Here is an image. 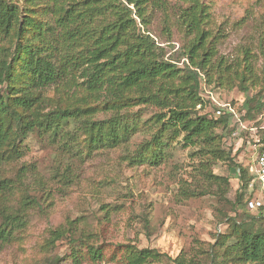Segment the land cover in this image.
Here are the masks:
<instances>
[{
    "label": "trees",
    "instance_id": "1",
    "mask_svg": "<svg viewBox=\"0 0 264 264\" xmlns=\"http://www.w3.org/2000/svg\"><path fill=\"white\" fill-rule=\"evenodd\" d=\"M179 1L183 6L171 13L167 0H25V4L0 0V160L22 157L21 140L34 131L73 155L82 153L78 130L86 135L88 152L99 146L116 147L135 130L128 122V111L121 110L151 104L162 110L151 118L158 127L149 141L139 145L134 161L163 163L169 142L181 137L185 144L204 150L208 159L203 169L217 160L233 162L217 132L228 126L232 114L217 117L198 112L197 107L205 103L201 80L212 82L214 78L220 86H239L247 92L254 84L252 68L246 60L233 66L218 55L220 34L210 28L204 2ZM35 6L43 7L50 21L38 20ZM156 11L162 12L168 31L175 25L187 39L181 66L166 58L164 47L147 28ZM51 87L66 92L65 104L56 102L50 107L53 98L46 90ZM100 109L112 115L96 119ZM72 124L78 127L68 129ZM237 166L241 191L235 207L243 203L251 181L246 169ZM207 175L218 185L229 182L228 177L209 169ZM8 182H3L5 187ZM196 194L185 191L187 197ZM35 203L36 197L27 196L18 208L0 206V251L27 226L28 210ZM228 224V233L220 234L214 244L213 264H264V206L255 215L232 217ZM72 229H50L43 248L50 250L68 236L73 264L81 263L80 244L86 245L91 261L101 260L102 247L91 243L84 231L74 237ZM125 248L128 264H154L165 256L156 249ZM63 260L48 255L38 264H61ZM174 261L192 264L180 257Z\"/></svg>",
    "mask_w": 264,
    "mask_h": 264
},
{
    "label": "rangeland",
    "instance_id": "2",
    "mask_svg": "<svg viewBox=\"0 0 264 264\" xmlns=\"http://www.w3.org/2000/svg\"><path fill=\"white\" fill-rule=\"evenodd\" d=\"M15 1L25 4V0ZM167 1L171 13L183 6L179 0ZM201 1L208 7L210 28L220 34L218 55L233 66L246 60L254 74V84L247 92L239 86H220L214 78L212 82L201 80L205 103L197 107L200 114L218 117L217 103H230L236 112L226 128L217 129L233 162L217 160L203 169L208 159L204 150L185 144L181 137L169 142L163 163L134 161L139 145L149 141L158 127L151 118L162 110L151 104L121 110L128 111V122L135 130L113 148L99 146L88 152L86 135L78 130L82 153L73 155L47 135L30 132L21 140L22 157L0 160V206L15 209L27 196L37 198L28 210L27 226L0 251V264H38L48 255L62 257L61 264H73L70 237L50 250L43 248L49 230L60 226L72 227L74 237L84 231L91 243L102 247L103 258L93 262L86 245H78L83 254L80 264H128L126 245L164 253L154 264H178L174 259L179 257L192 264H213L212 256L217 255L214 244L220 234L228 233L229 219L257 214L246 207L250 188L244 192L243 203L235 204L241 191L237 165L253 159L255 139L264 136V0ZM35 7L38 20L50 21L43 7ZM147 28L164 47L166 58L181 66L187 39L178 27L172 25L168 31L162 12L156 11ZM46 95L53 98L50 107L56 102L65 104L68 98L55 87L47 89ZM250 98L253 101L248 103ZM111 115L112 111L100 109L96 119ZM75 127L78 125L72 124L68 129ZM208 169L228 177L229 182L218 185L207 175ZM4 181H10L6 187ZM187 189L197 194L187 197Z\"/></svg>",
    "mask_w": 264,
    "mask_h": 264
},
{
    "label": "built area",
    "instance_id": "3",
    "mask_svg": "<svg viewBox=\"0 0 264 264\" xmlns=\"http://www.w3.org/2000/svg\"><path fill=\"white\" fill-rule=\"evenodd\" d=\"M215 113L220 116L225 113L236 114L230 103H217ZM243 166V165H242ZM251 177L249 183L250 196L246 199V207L249 210H259L264 206V136L257 137L254 142V157L243 166ZM240 174V168L237 169Z\"/></svg>",
    "mask_w": 264,
    "mask_h": 264
}]
</instances>
